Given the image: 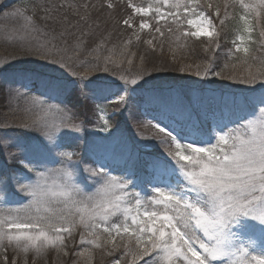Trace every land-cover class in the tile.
<instances>
[{
    "label": "snow or ice",
    "instance_id": "obj_1",
    "mask_svg": "<svg viewBox=\"0 0 264 264\" xmlns=\"http://www.w3.org/2000/svg\"><path fill=\"white\" fill-rule=\"evenodd\" d=\"M64 6H41V19L53 25L45 31L47 24L38 25L35 12L24 15L0 0V16L23 15L30 32L39 34L21 53L33 59L5 60L0 78L11 72L22 80H38L45 89L38 95L10 90L11 101L25 100L29 116L18 128L0 127L5 159L0 168V264H94L97 253L109 264H264V71L223 77L228 64L215 70L229 21L235 23L228 58L264 64L254 54L264 57V0H126L130 12L116 23L130 34L111 47V34L88 47L90 32L81 29L75 36L72 31L91 27L89 9L95 5L67 4L75 24L67 14L54 15ZM117 6L113 0L101 4L113 11ZM145 30L152 38L142 40ZM70 36H75L71 43ZM166 40L179 48L200 43L209 54L203 65L179 71L247 86L232 97L231 126L189 129L153 117L146 123L164 146L153 166L163 175L144 183L133 172L114 174L94 151L78 157L65 137L79 136L86 128L74 122L63 99L68 84L86 98L126 106L148 89L158 71L144 54L136 63L133 43L162 51ZM81 54L92 58L81 59ZM33 109L45 117L56 113L58 119L33 117ZM94 115L99 131L110 133L106 109L96 104ZM14 147L19 154L9 151Z\"/></svg>",
    "mask_w": 264,
    "mask_h": 264
},
{
    "label": "trees",
    "instance_id": "obj_2",
    "mask_svg": "<svg viewBox=\"0 0 264 264\" xmlns=\"http://www.w3.org/2000/svg\"><path fill=\"white\" fill-rule=\"evenodd\" d=\"M113 2L118 5L114 11L106 7L101 8V4L104 3V0H5L8 7L20 8L24 12V15L32 16L35 12L37 24L41 26L47 24L48 27L45 31L52 28L53 25L51 20L46 21L41 19V17L45 15V13L40 10L41 6H51L55 9L59 5L64 4L65 6L60 7L54 15L59 16L60 14H67L69 20L75 24L77 17L72 14L73 10L68 8L67 4L95 5L94 8L89 9L91 12V27L79 25L72 29L75 36L80 34L81 29L90 32V35L86 37L88 47H91L94 42H99L101 39L108 38L109 34L111 35L108 47H111L113 44L119 45L123 40L128 38L130 31H125L122 24L118 25L116 23V21L125 18L130 12V10L125 7L126 0H113ZM134 2L140 4L142 0H134ZM81 14H83V9H81ZM150 23H153V25L155 24L154 21H150ZM234 23V21H229L227 27L223 30L226 35H222L220 41L222 47L216 53L215 70L220 71L224 67V64H228L229 67L222 72L223 77L228 76L230 72L240 73L249 70L252 72L264 71V64L259 63V61L249 60L248 64H242L239 59H229L226 55L227 50L232 47L230 41L233 38L231 29ZM98 28H100V30L96 31ZM56 30L59 32L61 29L57 26ZM101 30L102 33L98 34ZM38 35L37 33L30 32L23 15L10 18L0 16V63H3L5 60L27 61L33 59L31 57L22 56L21 53L28 43L35 44V38ZM75 36L68 37L69 43H71ZM25 37L26 39H23L22 42V38ZM150 38L152 37L148 30L142 32V40ZM252 47L255 49L257 45H252ZM132 51L137 53L136 63L139 62V55L144 54L148 65H155L158 71L152 74L148 89L140 93L134 99L128 101L126 106L107 104L102 100H94L90 97L86 98L81 94L80 89H74L71 83L68 84V91L65 93L63 99L67 107L71 109L74 114V120L84 125L90 124L92 120L90 117H96L94 115V105L100 104L106 109L111 126L113 127L121 121L123 123L121 126V134L131 137L130 142L132 146H138L140 142L141 145L145 144L150 146L152 149L148 151L149 153H154L155 149H157V147H155L156 145H163L160 144L155 134V129L147 125V120L141 113L142 110L150 113L157 112L156 115H153L156 120L159 121H164L174 115L189 113L192 107L197 104L202 108H215L216 110H221L223 106L219 105V99H221V96L224 94L226 99L229 98L227 95L229 92L226 90L227 87H246V85H240L220 77H196L191 71H179L178 68L182 66L195 63L203 65L207 62L209 54L204 52L200 43H191L190 47L179 48L174 40H166L162 51L159 47H157L155 51H152L147 45L143 44V42L140 44L134 42ZM254 54L260 59H264V57H261L259 51ZM173 57H175V59H173ZM80 58H87L90 60L92 57L81 54ZM117 58L119 59L120 57L117 56ZM232 65H236L235 69L232 68ZM249 65H251L250 68ZM79 70L83 71L84 69ZM98 75L106 74L100 73ZM10 90H19L21 92L31 90V94L38 95L40 92L45 91V89L40 81L37 80L33 83L22 80L11 72L6 74V78H0V127L7 124L18 128L20 121L26 119L29 113L25 111L26 104L23 98L18 101L10 100ZM49 102L58 103L59 101ZM196 102L197 104H195ZM225 107H231L229 110L234 111L232 103H228L224 108ZM42 113L40 109H33L31 115L33 117H40ZM127 113H129L132 122L136 121L133 125L138 127L139 137H132L133 131L130 127L132 124L130 125L128 117L125 118ZM132 116H136V119ZM97 124L99 125L100 122L97 121ZM65 141L72 145V149L77 152L78 157H87L83 152L84 148L95 146L92 141H84L83 139L80 141V138L65 137ZM9 150L14 153L20 151V149L15 147ZM4 166L5 159L1 157L0 168ZM115 174H118V172L116 171ZM9 255H11V252H9ZM40 264H43V261H41ZM94 264H109V258L97 253Z\"/></svg>",
    "mask_w": 264,
    "mask_h": 264
},
{
    "label": "rangeland",
    "instance_id": "obj_3",
    "mask_svg": "<svg viewBox=\"0 0 264 264\" xmlns=\"http://www.w3.org/2000/svg\"><path fill=\"white\" fill-rule=\"evenodd\" d=\"M138 21V20H137ZM100 30V28L96 29V31ZM99 33H102V30ZM247 87V86H246ZM240 89L241 88H229L227 87L226 90H228V95H240ZM222 99V100H221ZM219 105L220 106H227L228 103H232V101H227L224 98H221ZM225 100V101H224ZM195 107V105H194ZM195 109V108H194ZM195 111H197L195 109ZM189 113L186 115H179L176 122L170 121V124H176L179 125L182 124L186 128L193 129V128H215L218 124H229V121L231 119H234V115L223 113H206V112H195ZM110 115V114H109ZM40 117H45V114L42 113ZM128 117L130 125L132 124L131 129L133 131L132 137L136 138L139 137L138 127L136 125H133L135 122L131 121V118L129 116V113L125 115V118ZM134 119H136V116H132ZM45 118L49 120L58 119V116L56 113L48 114ZM92 120L90 124L84 125L80 122H77L74 120L77 124H82L83 127L86 128V132H82L77 135H70L66 136L72 137V138H80V141L82 139L92 141L95 146H89L84 148V153L86 156L90 154V151H94L98 156H100L105 163L110 165L114 172H118V174H125V170L128 172L136 173L139 169V165L146 166L147 174L144 175L143 179L140 177H137L135 175V179L140 181L141 183L146 182L148 179L160 177L163 175V170L156 168L153 166V161H155L156 157L161 155L163 151L164 146H155L157 149H155L154 153L146 154L143 152L144 145H141V142L138 146L131 145L130 142L131 137L128 135L121 134L122 130V122L120 121L117 125L111 127L110 133L99 131L100 124H97V117H90ZM145 118V117H144ZM147 121L151 120L150 116L145 118ZM134 126V127H133ZM229 126H231L229 124ZM130 129V128H129ZM123 135V136H122ZM83 141V143H84ZM143 148H142V147ZM153 147V146H152ZM13 149V148H11ZM148 149L149 148H145ZM154 150V149H153ZM10 151V150H9ZM19 154V152H17ZM4 158L3 156H0V159ZM84 157V156H81ZM139 164V165H138ZM49 167H52L49 165ZM115 174V173H114ZM130 179L134 177H129ZM23 182V181H21ZM148 188L151 187V185H147ZM89 190H92V187H89Z\"/></svg>",
    "mask_w": 264,
    "mask_h": 264
}]
</instances>
